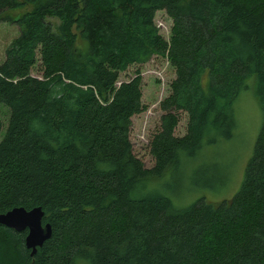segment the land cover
<instances>
[{
  "label": "trees",
  "instance_id": "1",
  "mask_svg": "<svg viewBox=\"0 0 264 264\" xmlns=\"http://www.w3.org/2000/svg\"><path fill=\"white\" fill-rule=\"evenodd\" d=\"M0 20L18 29L0 63V214L40 208L51 230L30 255L0 226V264H264V0H0ZM153 56L174 76L146 169L128 139L141 79H117ZM249 78L261 122L237 191L174 209L148 185L230 138Z\"/></svg>",
  "mask_w": 264,
  "mask_h": 264
},
{
  "label": "rangeland",
  "instance_id": "2",
  "mask_svg": "<svg viewBox=\"0 0 264 264\" xmlns=\"http://www.w3.org/2000/svg\"><path fill=\"white\" fill-rule=\"evenodd\" d=\"M30 7L11 10L5 15L18 17ZM153 23L164 40H168L171 21L164 12L155 13ZM15 24L0 20V63L3 51L9 42L17 35ZM30 71L31 76L40 77V62ZM141 79V104L144 109L131 118L128 139L132 153L138 158L144 168L153 165L149 154L148 142L158 127V119L162 112L159 103L168 95L169 83L173 79V69L164 57L153 56L142 65L130 66L119 73L117 83L125 82L135 75ZM231 106L234 127L227 140L206 146L200 155L193 159L181 160V169L166 172L164 176L148 185L149 189L161 193L169 199L174 209H182L197 199L209 204L228 201L237 191L245 165L251 156L253 144L259 130L261 113L253 94L254 81L249 78ZM7 109L0 106V123L4 129L7 121ZM186 115L178 113V123L174 136L180 137L185 132ZM0 133V137L3 134Z\"/></svg>",
  "mask_w": 264,
  "mask_h": 264
},
{
  "label": "water",
  "instance_id": "3",
  "mask_svg": "<svg viewBox=\"0 0 264 264\" xmlns=\"http://www.w3.org/2000/svg\"><path fill=\"white\" fill-rule=\"evenodd\" d=\"M41 219L42 212L40 208L30 210L13 208L0 214V226L15 232L26 231L24 246L30 250V255H33L36 248L41 247L51 234L50 226L48 224L42 225Z\"/></svg>",
  "mask_w": 264,
  "mask_h": 264
}]
</instances>
